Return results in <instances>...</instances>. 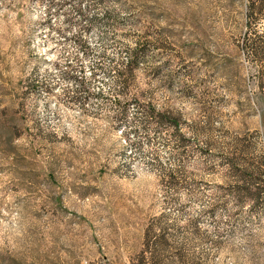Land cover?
Instances as JSON below:
<instances>
[{"label":"rangeland","instance_id":"rangeland-1","mask_svg":"<svg viewBox=\"0 0 264 264\" xmlns=\"http://www.w3.org/2000/svg\"><path fill=\"white\" fill-rule=\"evenodd\" d=\"M0 264H264V0H0Z\"/></svg>","mask_w":264,"mask_h":264}]
</instances>
